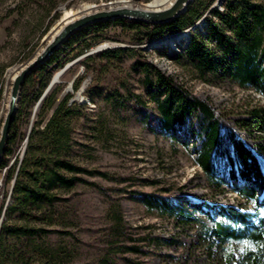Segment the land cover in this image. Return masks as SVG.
I'll return each instance as SVG.
<instances>
[{"label": "trees", "instance_id": "obj_1", "mask_svg": "<svg viewBox=\"0 0 264 264\" xmlns=\"http://www.w3.org/2000/svg\"><path fill=\"white\" fill-rule=\"evenodd\" d=\"M45 1L49 5L47 14L50 15L54 10V19L59 18V0ZM215 1L195 0L185 13L161 25L123 18L94 24L74 35L66 47L87 37L88 33L105 35V29L111 23L130 27L133 31L131 44L140 45L188 29L206 14H211V17H205L206 32L204 29L203 34L194 30L189 46L176 53L174 61L181 67L194 70L199 79L206 83L227 80L264 96V2L225 0L224 11H219L212 9ZM90 47L87 42L80 45L82 52ZM59 53H54L27 77L11 125L0 168L7 164L8 155L13 154L24 141L26 149L22 159L8 173V182L14 179V184L1 226L0 264H35L38 255L57 259L56 264H61L63 257L68 255L64 248L60 246L52 249L44 239L55 233L75 238L71 231L65 230L70 222L63 220L65 216L56 209L55 204L64 201L62 195L69 194L78 185L95 187L107 197L106 218L109 221L110 241L103 262L120 264L118 261L121 260L125 264H142L128 255L146 256L148 252L142 243L165 240L133 237L127 233L129 224L123 214L121 198L110 197L107 189L89 180V177L94 176L110 181L122 178L85 168L73 160L74 146L77 144L74 138L75 125L86 115V111L80 110L72 99L73 94L62 95L60 87L52 89L41 103L29 133L22 131V127L30 123L31 106L40 99L42 93L31 94L28 87L33 82H38L42 88L49 85L55 68L64 66L59 60ZM107 55L120 64L128 59L133 61L131 69L138 75L149 101L143 94L136 93L128 81L106 88L105 92L89 90V97L94 99L100 93L116 109L120 120L130 123L137 117L145 127L163 133L175 145L182 144L188 149V139H191L195 163L208 181L214 187L221 188L229 184L230 179L232 190L247 204L253 205L256 213L243 208L188 200L176 203L171 199L172 189L169 188H161L160 192L153 193L135 191L134 195L140 194L141 202L159 217L200 224L205 239L209 241L208 251L217 249L215 254H218L220 264H264V170L258 160V155L264 159V142L256 152L248 149L236 138L233 128L222 114L184 85L152 66L139 49L115 48L108 51ZM79 86L80 81H76L75 90ZM148 103L154 106L155 113L151 112L153 110ZM127 109L134 112L121 113ZM249 114L252 117L251 126L264 132V107L253 109ZM238 178L245 181L243 188L233 185ZM145 182L152 187H159L161 183L149 179ZM57 213V218L62 219L63 230L52 228L56 225ZM66 223L67 227L64 225ZM234 243L245 244L238 257L231 246Z\"/></svg>", "mask_w": 264, "mask_h": 264}, {"label": "rangeland", "instance_id": "obj_2", "mask_svg": "<svg viewBox=\"0 0 264 264\" xmlns=\"http://www.w3.org/2000/svg\"><path fill=\"white\" fill-rule=\"evenodd\" d=\"M151 1L59 0L57 12L60 16L54 19L56 11L53 10L48 15L46 9L49 5L45 0L38 2L0 0V135L8 110L13 78L44 48L57 29L83 15L115 10L122 6L148 8L146 5ZM224 3L225 0H216L212 9L224 11ZM67 10H74L77 15L64 20V13ZM205 17H211V14H206L188 28L187 37L180 38L178 42L173 43L174 45L166 44L173 33L148 43L132 45L130 41L133 31L130 27L111 23L105 29V35L88 33L87 37H82L66 47L69 40L80 30L58 50L60 51L59 60L64 63V66L55 68L50 81L51 83L56 75L62 72L59 81L53 85L52 89L60 87L62 95L73 94L72 99L79 109L86 111L85 117H81L75 125L74 138L77 144L74 146L73 160L85 168L108 172L118 179L124 178V181L122 179L110 181L94 176L89 177V180L107 189L110 197L121 198L123 214L129 224L127 233L133 237L165 240V242L157 241L147 244L148 240L147 243H142L148 252L146 256L128 255L135 262L142 264H220V261L217 259L218 254H215L216 248L208 251L209 241L205 239L200 224H189L174 218H162L151 213L139 199L140 194L134 195L135 191L153 193L160 192L161 188H169L172 189L171 199L176 203L188 200L193 203L243 208L256 213L253 205L247 204L232 190L230 179L229 184L221 188L214 187L208 181L202 169L195 163V151L191 139H188L190 144L188 149L182 144L175 145L163 133H156L145 127L137 117H134L130 123L120 120L116 109L110 103L108 104L100 93H97L94 99L88 95L89 90L105 92L106 88L115 87L121 81H128L136 93L143 94L146 101H149L138 75L131 69L133 61L128 59L120 64L107 55L108 51L120 46L125 47L124 49L135 47L142 52L152 66L184 85L222 114L233 128L236 138L248 149L256 152L258 146L264 142V132L251 126L252 117L249 112L264 107V96L257 94L251 88L242 89L227 80L209 83L201 81L194 70L179 66L173 59L176 53L182 52L189 46L188 38L191 40L194 30L197 29L202 33L204 29L206 32ZM97 40L99 42H96ZM161 41L165 44H159L162 43ZM85 42L91 47L82 52L80 45ZM76 81H80L77 90L74 87ZM48 86L42 88L38 82H33L28 88L31 94L42 92L41 99ZM21 99L22 95H20ZM40 99L31 106L30 123L22 127V131L26 134L37 119L41 105L37 110L36 107ZM148 104L153 110L151 112L155 113L154 106L151 103ZM133 112L127 109L121 113L132 114ZM24 142L13 154L8 155L7 164L0 168V171L9 169L10 166L14 167L20 157L24 156L26 148ZM258 160L263 169L264 159L258 155ZM148 179L159 180L160 186L147 185L145 180ZM234 181L236 182L233 185L236 188H243L246 184L240 178ZM9 188L10 186L7 187ZM10 192L8 191L7 194ZM62 197L66 201L57 202L56 209L65 216L63 220L70 222L69 227H67L68 223L64 224L68 228L65 230L71 231L75 238L55 233L44 239V242L52 249L60 246L64 248L65 254L68 255L63 257L61 264H105L103 258L110 241L109 221L106 218L108 209L106 195L95 187L78 185L72 192L63 194ZM58 215L57 213L56 225L52 228L63 230L62 219L57 218ZM231 246L238 257L245 244L234 243ZM57 261V259L51 260L41 255L35 257V264H56ZM118 262L125 264L121 260Z\"/></svg>", "mask_w": 264, "mask_h": 264}, {"label": "water", "instance_id": "obj_3", "mask_svg": "<svg viewBox=\"0 0 264 264\" xmlns=\"http://www.w3.org/2000/svg\"><path fill=\"white\" fill-rule=\"evenodd\" d=\"M195 0H175L169 7L159 8L157 10L139 9V8H118L109 11H97L92 14L83 15L76 18L75 20H70L62 28L57 29L52 38L48 43L42 48V50L33 57V59L24 68L20 69L15 77L13 78V84L10 92V100L8 103V110L3 121L0 135V165L4 159V155L7 149V142L9 138V133L14 116L18 109V103L20 100L22 85L25 82L27 76L36 70L38 67L47 62V60L56 53L72 35L78 31L87 28L93 24L102 23L105 21L118 20V19H131L142 23H152V24H165L172 22L177 17L182 15L188 8V6ZM188 30H182L173 33L168 40H177L178 38L187 37ZM174 38V39H172ZM188 42L190 39L188 38ZM187 42V43H188ZM123 48V46L117 47ZM125 48V47H124ZM58 81H53L50 83L46 89L44 95L38 102L36 110L41 105L42 101L45 99L49 91L52 89L53 85ZM264 170V166H263Z\"/></svg>", "mask_w": 264, "mask_h": 264}, {"label": "bare ground", "instance_id": "obj_4", "mask_svg": "<svg viewBox=\"0 0 264 264\" xmlns=\"http://www.w3.org/2000/svg\"><path fill=\"white\" fill-rule=\"evenodd\" d=\"M174 1L175 0H152L149 4L146 5V7H148V8H140V9L157 10L159 8L169 7ZM124 7L128 8L129 6H122V8H124ZM131 8H133V7H131ZM76 15H77V12H75L74 10H67L64 13V18L63 19L67 20V19H70L72 17H75ZM149 24H152V23H149ZM172 39H174V38H172ZM179 40H180V38H178L177 40H173V41L172 40H167L166 44L174 45L173 43L178 42ZM159 44H165V43L162 42V43H159ZM61 73L62 72H60V73H58L56 75V77L54 78V81H59ZM5 170H7V168L0 171V177H2V173H5ZM13 184H14L13 180L8 182V176H5V185L10 186V188L9 189H4V191L2 193V197L0 199V232H1V226H2L3 220H4V217H5L6 209H7V206L9 204V201H10V197H11V193H12V189H13ZM8 191L9 192L11 191V192L9 194H7Z\"/></svg>", "mask_w": 264, "mask_h": 264}, {"label": "built area", "instance_id": "obj_5", "mask_svg": "<svg viewBox=\"0 0 264 264\" xmlns=\"http://www.w3.org/2000/svg\"><path fill=\"white\" fill-rule=\"evenodd\" d=\"M21 159H22V157H20V160ZM10 168H11V166H10ZM9 169L5 170V173H2V177H0V199L2 197V193H3L4 189H7V187H8V185H5V176H8ZM13 183H14V179H13Z\"/></svg>", "mask_w": 264, "mask_h": 264}]
</instances>
